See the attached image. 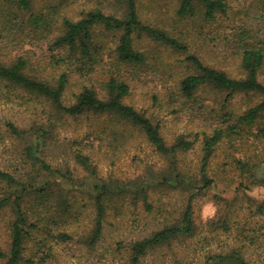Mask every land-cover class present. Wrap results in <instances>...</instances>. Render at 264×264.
Listing matches in <instances>:
<instances>
[{"label": "rangeland", "instance_id": "obj_1", "mask_svg": "<svg viewBox=\"0 0 264 264\" xmlns=\"http://www.w3.org/2000/svg\"><path fill=\"white\" fill-rule=\"evenodd\" d=\"M180 1L136 2L141 21L163 27L181 39L183 47H172L144 33H135L133 47L145 55V61L136 66L120 63L115 55L118 32L98 27L94 36L105 46L104 64L92 80L73 76L63 94V102H74L83 85L95 87L101 93V80L105 75H114L130 86L124 102L159 121L161 134L168 143L180 133L196 132L200 122H210L207 110L201 109L205 105L217 109L225 93L202 87L191 101L177 100L170 106L166 100L168 90L175 89L184 75L193 72L187 61L190 54L232 78L243 77L239 45L245 39L237 32L246 26L264 29V2L225 0L226 13L206 21L199 8L187 17H179ZM94 8L121 18L126 12V2L32 0L30 10H17L9 0H0L3 20L9 19L12 28L9 36L15 47L12 54L26 53L29 64H36L52 52L50 46L62 29L64 16L79 19ZM35 14H44L46 24L34 23ZM34 69L35 65L27 72L34 75ZM48 75L55 77L56 74L51 71ZM258 79L264 84V63L259 68ZM260 100L261 96L254 92L236 93L228 108L238 114ZM104 118L107 117L66 116L45 97L0 81V168L12 173L22 184L45 186L51 195L45 204L26 194L21 202L23 208L39 212L45 218L31 231V238L26 243L25 256L31 259L29 262L131 264L129 243L164 224L177 222L192 195L194 234L153 248L139 264H200L212 254L230 250H238L252 263L264 264L263 144L252 138L248 142L245 139V144L239 145V151L235 152L226 145H219L207 167L212 183L204 187L198 171L199 144L176 156L174 161L177 160L182 175L170 181L177 172L170 166V159L157 153L138 131H128L118 140L109 134V138H98ZM10 124L23 133L12 132ZM38 127L45 130V137L37 132ZM44 138L47 139L42 145ZM37 139L41 143L36 152L38 157L53 169L66 173L71 180L55 170L49 173L33 164L26 148L34 146ZM78 151L89 156L94 174L76 161ZM229 152L235 155L227 156ZM238 157L244 159L246 167L233 162ZM102 182L118 185L122 191L108 202L102 234L94 245H90L87 241L96 214L94 184ZM22 184L7 187L0 183V192L3 197L11 193L14 198ZM139 184L146 191L138 192ZM12 217L10 206L0 209V252L8 250ZM50 220H55L56 224ZM63 233L69 234L70 238L62 239L60 234ZM2 262L3 258H0V264Z\"/></svg>", "mask_w": 264, "mask_h": 264}, {"label": "trees", "instance_id": "obj_2", "mask_svg": "<svg viewBox=\"0 0 264 264\" xmlns=\"http://www.w3.org/2000/svg\"><path fill=\"white\" fill-rule=\"evenodd\" d=\"M136 1L125 0L126 12L121 18L105 14L95 8L87 11L79 19L64 16L62 29L57 32L50 46L52 52L39 59L36 64H29L26 53L12 54L15 47L12 45L13 39L9 37L12 33V28L9 27L10 20H3L4 14L0 13V81H7L15 87L45 97L55 109L69 117L106 116L107 118L101 120L102 125L97 135L100 139L109 138L107 137L109 134L113 139L118 140L119 137H125L124 135L128 131H138L157 153L170 159V166L174 171H177L170 181L179 179L182 175L178 171L177 160L174 161L176 156L199 144L201 156L198 171L203 186L206 187L212 183V179L207 174V167L211 156L219 145H226L233 152L239 151L238 146L245 144V139L248 142L252 138L256 143L264 145V84L258 79L259 68L264 63V29L261 27L253 29L246 26L241 27L237 32L238 36L245 39L239 45L240 66L244 73L241 78H232L223 70L204 64L196 55L187 56V61L194 70L184 75L175 89L168 90L166 95L168 105L173 106V102L177 100L191 101L202 87H211L217 92L225 93V96L217 109L206 107V105L203 110L201 109V111L207 110L210 122H200L196 132L180 133L168 143L161 134L159 121H154L124 102L130 86L125 80L114 75H105V78L101 80V93L95 87L83 85L75 95L74 102L70 104L63 102V94L73 76L77 75L78 78L92 80L104 64L105 46L94 36V31L98 27L106 31L118 32L115 55L120 63L135 66L144 63L145 55L133 47L132 41L135 33H144L152 39L172 47L184 46L181 39L174 37L163 27L141 21ZM262 1L264 2V0ZM9 2L17 10H30L32 7V0H9ZM198 8L201 9L206 21H213L217 14L226 13V2L225 0H181L177 15L184 18ZM35 15L33 16L34 23L46 24L44 14L42 16ZM250 20L253 21V18ZM33 65H35L34 71L36 72L33 73L34 75L27 72ZM51 71L55 72V77H49L48 74ZM248 92L259 94L261 100L238 114L228 108L229 101L236 93ZM173 110L176 111L177 108H173ZM9 126L12 132L23 133V130L13 124ZM40 129L38 127L37 132L41 137H45V130ZM46 139H43L42 145L45 144ZM40 146L41 143L38 140L34 146L29 145L26 148V154L34 162L33 164L36 163L40 169L49 173H54L55 170L56 173L71 180V177H68L66 173H62L59 169H53L43 158L38 157L36 152L40 150ZM233 152L227 153V156L233 157L235 155ZM75 159L94 174V168L87 154L78 151L75 154ZM233 162L239 166H247L241 157L234 159ZM167 181L168 179H166ZM0 183L6 184L7 187L22 184L12 173L1 168ZM94 189L96 214L87 241L90 245H94L102 234L108 202L116 193L119 194L122 191L120 186L104 182L95 183ZM142 190L144 192L146 188L139 184L138 192ZM25 194L32 198H38L44 204L51 198L48 188L45 186L33 187L30 184H22V188L16 192L14 198L11 197V193L3 197L0 192V209L10 206L13 214L9 223V247L6 252H0V258H3L1 264H32L28 261L31 259L25 256L26 243L31 238V231L37 229L38 223L45 218L39 212H34V210L31 212V209L22 207L21 202ZM192 199V195L188 197L177 222L164 224L129 243L131 264H139L141 259L155 247L168 244L179 237L187 238L194 234ZM50 221L52 224H56L55 220ZM60 237L62 239L70 238L67 233L60 234ZM200 264L257 263L247 260L238 250H230L225 253L221 251L212 254L207 261Z\"/></svg>", "mask_w": 264, "mask_h": 264}]
</instances>
